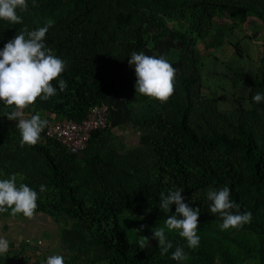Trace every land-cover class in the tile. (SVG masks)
Instances as JSON below:
<instances>
[{"label": "rangeland", "instance_id": "374dc122", "mask_svg": "<svg viewBox=\"0 0 264 264\" xmlns=\"http://www.w3.org/2000/svg\"><path fill=\"white\" fill-rule=\"evenodd\" d=\"M27 3V11L18 10L21 24L0 20V34L7 40L25 28L31 31L53 21L45 43L66 61L65 69L95 63L110 76L121 73L131 81L122 99L129 106L127 120L109 123L81 152L67 155L43 133L37 143L65 171L84 207L97 194L108 198L119 189L131 197L139 176L153 181L158 165L148 138L162 139L165 129L172 130L171 125L176 124L182 112L187 126L197 134L216 131L235 137L249 131L264 149V102L252 100L256 93H264V0H27ZM120 12L130 14L124 25L117 19ZM152 17L162 27L184 35L187 45L180 47L178 39L169 37L163 39L162 45L152 41L151 35L156 30ZM137 36L143 46L139 49L134 48ZM146 47L148 55H164L179 71L174 94L166 103L136 94V78L125 67H131L127 60L132 51H144ZM11 110L0 106V179L15 174L17 186L24 183L37 191L38 207L32 219L22 214L13 217L10 210L0 213V237L10 241L8 253L0 255V264L24 260L42 264L50 255H62L65 264H123L114 251L111 223L105 220L95 223L62 210L61 191L52 185L43 158L30 146H19L17 122L4 115ZM147 110L157 118L156 124L136 125L129 121L130 117H146ZM35 114L47 120L60 117L35 104L24 109L25 118ZM163 181L166 189L176 188L171 187L167 178ZM41 184L47 186V191L39 192ZM208 188L219 189L210 186L191 194L181 193L185 203L200 208L198 248H187L177 231L166 230L173 249L161 257L152 232L157 226L163 227L166 218H153L145 209L127 207L118 216V227L131 253L151 264H264V197L240 184L244 212H251V222L239 229L222 231L218 227L220 217L209 212ZM140 241L147 246L141 249ZM176 245L184 247L186 260L171 259Z\"/></svg>", "mask_w": 264, "mask_h": 264}, {"label": "trees", "instance_id": "16d2710c", "mask_svg": "<svg viewBox=\"0 0 264 264\" xmlns=\"http://www.w3.org/2000/svg\"><path fill=\"white\" fill-rule=\"evenodd\" d=\"M129 18V13L122 12L117 17L118 22L122 25ZM152 23L156 29L151 35L152 41H158L162 45L163 39L169 37V40L178 39L180 47L187 45L184 35L162 27L160 22L153 17ZM137 37L135 49L143 47L139 43V36ZM7 41V38L0 34V49ZM144 51L146 54L147 48H144ZM175 65L178 66L177 63ZM125 67L136 78L134 66L126 65ZM179 76V71H177L176 77ZM61 78L67 81V88L63 92L59 91L58 81ZM182 81L187 82V78H183ZM52 83L57 88V94L47 101L37 98L35 102L36 106L47 112L76 120L83 116L87 106L99 101H104L108 106V100L113 98L119 100L120 107L124 108V113L120 114V120H127L128 110L126 107L129 108V106L122 99L126 95L131 81L121 73H114L110 76L100 65L87 63L65 69L61 77ZM2 105L5 106L0 102V106ZM128 119L136 125H153L157 121L155 115L149 112L146 117L140 119L130 117ZM171 127L172 130L165 129L166 134L162 139L148 138L157 157L158 165L157 176L153 181L139 176L135 193L131 197H127L122 189L108 198L97 194L92 198L88 207H84L82 198L69 184L65 171H62L59 164L48 154L47 149L38 144L30 146L40 154L47 164L52 185L61 191L62 210L65 213L78 218H89L95 223L105 220L112 224L116 246L114 251L117 252L119 263L151 264L146 260L136 258L131 253L125 238L119 231L118 216L127 207L145 209L151 217L158 219L173 215L175 204L171 206L172 213H165L158 207L160 193L167 194L168 191L164 186V178L168 179L171 187L181 188L186 194L205 187L220 188L227 185L231 189V199L241 206L240 212H244L243 201L240 198V184L247 185L256 194L264 197V149L256 144L251 132L246 131L241 136L235 137L216 131L197 134L187 126L184 112L181 113L176 124ZM98 132L100 131L92 132L90 139ZM57 146L64 152L59 145Z\"/></svg>", "mask_w": 264, "mask_h": 264}, {"label": "clouds", "instance_id": "9594fccd", "mask_svg": "<svg viewBox=\"0 0 264 264\" xmlns=\"http://www.w3.org/2000/svg\"><path fill=\"white\" fill-rule=\"evenodd\" d=\"M18 10H28L27 0H0V20L21 24L22 16L18 15ZM53 24V21H48L44 26L31 31L25 28L0 49V102L12 109L4 115L8 120L17 122L21 148L26 145L35 146L48 125L47 119H43L40 114L25 118L24 109L35 104L37 98L47 101L55 96L57 88L52 82L61 77L66 68V61L55 55L53 49L45 43L46 34ZM129 57L128 64L135 69L136 94L166 103L175 91L177 69L164 55H147L144 51H132ZM58 83L59 91H65L67 81L61 78ZM252 100L258 104L264 102V93H256ZM16 181L15 174L10 178L0 179V213L10 210L9 214L13 217L22 214L23 217L32 219L38 207V193L27 184L20 183L17 186ZM45 191L47 186L41 184L39 192ZM182 191L181 188H175L169 189L167 194L160 193V210L172 213L171 206H176L174 214L167 216L164 226H157L152 232V238L158 240L161 257L173 249V242L168 239L166 230L177 231L189 249H196L200 244V236L197 234L200 208H193L185 203ZM206 198L210 201L209 212L218 215L222 221L218 225L220 230L239 229L251 222V212H240L241 206L231 199V189L227 185L219 189L208 188ZM144 238L148 241L147 237ZM9 246L10 241L0 237V255L7 254ZM146 246L144 241L139 242L141 249ZM171 259L177 262L186 260L184 247L176 245L175 250L171 252ZM42 264L65 262L62 255H50Z\"/></svg>", "mask_w": 264, "mask_h": 264}, {"label": "built area", "instance_id": "2783aa9c", "mask_svg": "<svg viewBox=\"0 0 264 264\" xmlns=\"http://www.w3.org/2000/svg\"><path fill=\"white\" fill-rule=\"evenodd\" d=\"M43 131L47 140L59 145L68 154L84 150L92 132L102 131L108 126V106L104 101L86 107L82 117L76 120L64 117L49 118ZM15 264H41L24 260Z\"/></svg>", "mask_w": 264, "mask_h": 264}, {"label": "crops", "instance_id": "0c3cea01", "mask_svg": "<svg viewBox=\"0 0 264 264\" xmlns=\"http://www.w3.org/2000/svg\"><path fill=\"white\" fill-rule=\"evenodd\" d=\"M148 50L149 49H147L146 54H148ZM160 52H161V50H160ZM155 55L159 56V53L155 54ZM120 106H121V102L119 100H116L113 98L108 100V124L111 123V124L115 125L118 122H120V118H121L120 114L124 113V108H122Z\"/></svg>", "mask_w": 264, "mask_h": 264}]
</instances>
